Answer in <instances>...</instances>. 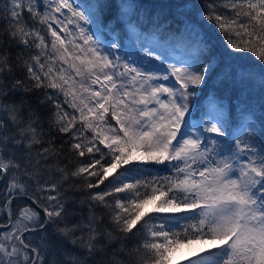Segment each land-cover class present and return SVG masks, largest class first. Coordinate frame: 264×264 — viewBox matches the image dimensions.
Returning <instances> with one entry per match:
<instances>
[{"label":"snow or ice","instance_id":"snow-or-ice-1","mask_svg":"<svg viewBox=\"0 0 264 264\" xmlns=\"http://www.w3.org/2000/svg\"><path fill=\"white\" fill-rule=\"evenodd\" d=\"M0 23V264H264V0H0Z\"/></svg>","mask_w":264,"mask_h":264},{"label":"trees","instance_id":"trees-1","mask_svg":"<svg viewBox=\"0 0 264 264\" xmlns=\"http://www.w3.org/2000/svg\"><path fill=\"white\" fill-rule=\"evenodd\" d=\"M144 3H150V4H159L162 3L163 0H142ZM2 23H0V27H2ZM214 37H215V42L217 44L222 45L223 44V39L221 34L218 31H214ZM106 39L108 37L106 36ZM245 57V60L249 63H257L253 57V54L251 53H243L242 54ZM250 104L254 110L255 116H254V122L256 123L257 128H259V121L255 119V117H259L262 114L261 110V105L264 104V94L261 93L260 88L257 86L253 88L251 95H250ZM161 175L164 173L161 172ZM131 247V244L129 245Z\"/></svg>","mask_w":264,"mask_h":264},{"label":"bare ground","instance_id":"bare-ground-1","mask_svg":"<svg viewBox=\"0 0 264 264\" xmlns=\"http://www.w3.org/2000/svg\"><path fill=\"white\" fill-rule=\"evenodd\" d=\"M206 247H210V245L196 243L191 245L189 249L184 246L174 254L173 263L182 260L184 257L191 256L193 253L198 252L201 248Z\"/></svg>","mask_w":264,"mask_h":264},{"label":"rangeland","instance_id":"rangeland-1","mask_svg":"<svg viewBox=\"0 0 264 264\" xmlns=\"http://www.w3.org/2000/svg\"><path fill=\"white\" fill-rule=\"evenodd\" d=\"M106 38V37H105ZM188 249L190 248V246H186ZM180 250V249H179Z\"/></svg>","mask_w":264,"mask_h":264}]
</instances>
